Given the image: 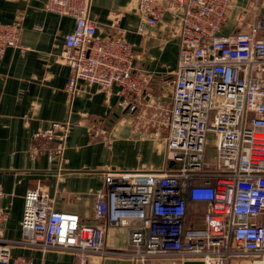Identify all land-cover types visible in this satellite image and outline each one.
<instances>
[{"label": "built area", "instance_id": "2783aa9c", "mask_svg": "<svg viewBox=\"0 0 264 264\" xmlns=\"http://www.w3.org/2000/svg\"><path fill=\"white\" fill-rule=\"evenodd\" d=\"M231 6L232 0H171L168 6L136 0L150 24L171 11L180 50L175 70L161 79L172 86L164 138L168 164L107 170L97 195L96 217L130 228V249L123 254L134 264H264V15L249 30L226 35L222 29ZM48 7L76 19L61 55L70 67L71 96L81 81L116 86L123 95L144 92L148 81L137 73L133 44L99 34L89 0H48ZM21 28L20 19L0 20V57L9 47L25 50ZM128 104L136 107L120 101L122 107ZM53 126L58 134L52 128L42 135L58 139L54 157L60 162L70 126ZM5 194L0 184V198ZM191 202L207 205L202 225L187 222ZM3 218L0 209V222ZM21 231L20 242L70 250L82 263L114 253L106 247L103 225L57 209L54 197L39 186L25 194ZM10 244L0 228V264H37L13 257Z\"/></svg>", "mask_w": 264, "mask_h": 264}, {"label": "crops", "instance_id": "0c3cea01", "mask_svg": "<svg viewBox=\"0 0 264 264\" xmlns=\"http://www.w3.org/2000/svg\"><path fill=\"white\" fill-rule=\"evenodd\" d=\"M159 1L168 6L171 0ZM263 15L264 0H232L222 33L247 31ZM89 17L99 34L133 44L137 73L148 81L138 97L85 81L71 96L66 90L70 67L61 55L75 17L50 9L48 0H0V20H21L25 47H9L0 57V184L6 193L0 198V228L13 257L23 255L37 264H134L123 254L130 249V228L111 224L108 216L96 217L98 192L105 188L107 170H153L168 164L164 138L172 86L161 79L177 65V20L168 9L161 21L150 24L136 0H89ZM124 99L136 107L120 106ZM150 99L154 106L147 105ZM56 122L70 126L60 162L54 157L58 139L42 135ZM35 186L54 197L57 209L103 225L106 247L114 253L82 263L70 250L20 242L25 194ZM206 210L205 203L191 202L187 222L202 225ZM235 263L239 261L230 264Z\"/></svg>", "mask_w": 264, "mask_h": 264}, {"label": "rangeland", "instance_id": "374dc122", "mask_svg": "<svg viewBox=\"0 0 264 264\" xmlns=\"http://www.w3.org/2000/svg\"><path fill=\"white\" fill-rule=\"evenodd\" d=\"M211 147H212V144H211ZM208 151H209V157H211V154L213 153V149L212 148H209Z\"/></svg>", "mask_w": 264, "mask_h": 264}, {"label": "water", "instance_id": "95a60500", "mask_svg": "<svg viewBox=\"0 0 264 264\" xmlns=\"http://www.w3.org/2000/svg\"><path fill=\"white\" fill-rule=\"evenodd\" d=\"M171 164H173V162Z\"/></svg>", "mask_w": 264, "mask_h": 264}]
</instances>
